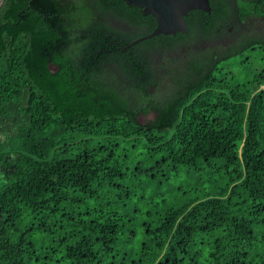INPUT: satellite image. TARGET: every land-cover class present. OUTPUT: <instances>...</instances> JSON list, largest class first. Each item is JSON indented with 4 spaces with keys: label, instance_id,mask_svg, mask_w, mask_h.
<instances>
[{
    "label": "trees",
    "instance_id": "trees-1",
    "mask_svg": "<svg viewBox=\"0 0 264 264\" xmlns=\"http://www.w3.org/2000/svg\"><path fill=\"white\" fill-rule=\"evenodd\" d=\"M209 5L4 0L0 264H264V0Z\"/></svg>",
    "mask_w": 264,
    "mask_h": 264
},
{
    "label": "water",
    "instance_id": "water-1",
    "mask_svg": "<svg viewBox=\"0 0 264 264\" xmlns=\"http://www.w3.org/2000/svg\"><path fill=\"white\" fill-rule=\"evenodd\" d=\"M130 7L140 9L143 16H151L155 20L154 30L128 45H136L159 35L188 34L185 18L191 11L210 13L209 0H122ZM4 0H0V8ZM49 69L56 72L59 68L53 63ZM152 117V116H150Z\"/></svg>",
    "mask_w": 264,
    "mask_h": 264
},
{
    "label": "rangeland",
    "instance_id": "rangeland-1",
    "mask_svg": "<svg viewBox=\"0 0 264 264\" xmlns=\"http://www.w3.org/2000/svg\"><path fill=\"white\" fill-rule=\"evenodd\" d=\"M257 26H258V24H256L255 22L248 24V28H250V30L256 29ZM220 42L221 41H219L218 43H215L216 45L215 44H211L209 42H204V43H201V47L200 48L201 49H205V50H207L208 48L211 49V48L216 47L218 44H220ZM232 65H233V63H231V62L228 63L227 62V63H223L222 67L224 68L225 72H233L235 70L237 71V69L233 68ZM255 66L258 67L257 64H255ZM174 69H176V71L178 73H181V74H184V73H186L188 71V67H186V63L183 60H179V62L176 64V66H174ZM262 88H264V86H262ZM174 181L176 182V184L186 183L187 176L186 175H181V176L179 175V176H177V178H174Z\"/></svg>",
    "mask_w": 264,
    "mask_h": 264
},
{
    "label": "flooded vegetation",
    "instance_id": "flooded-vegetation-1",
    "mask_svg": "<svg viewBox=\"0 0 264 264\" xmlns=\"http://www.w3.org/2000/svg\"><path fill=\"white\" fill-rule=\"evenodd\" d=\"M224 45H225V49H228V47H229V44H230V41H229V39L227 38V39H224V43H223Z\"/></svg>",
    "mask_w": 264,
    "mask_h": 264
}]
</instances>
